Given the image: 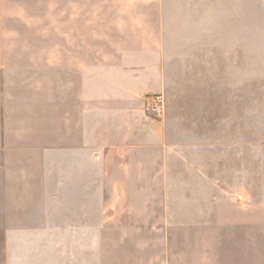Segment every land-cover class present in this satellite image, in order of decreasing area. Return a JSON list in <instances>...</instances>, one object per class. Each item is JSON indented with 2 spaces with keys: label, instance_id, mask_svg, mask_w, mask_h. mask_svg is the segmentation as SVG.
<instances>
[{
  "label": "rangeland",
  "instance_id": "1",
  "mask_svg": "<svg viewBox=\"0 0 264 264\" xmlns=\"http://www.w3.org/2000/svg\"><path fill=\"white\" fill-rule=\"evenodd\" d=\"M115 1L0 0V74L49 79L52 59L65 72L68 28L83 9L94 35L95 25L114 20V7L150 0ZM228 6L234 42L248 44L244 55L236 47V61L212 73L164 74L166 174H152L159 169L145 160L123 175L108 164L104 183L92 174L91 237L79 249L88 264H264V0ZM157 95L149 97L153 120ZM100 220L108 229L99 230ZM21 241L14 262L0 236V264H66L63 240L51 241L49 260Z\"/></svg>",
  "mask_w": 264,
  "mask_h": 264
},
{
  "label": "crops",
  "instance_id": "2",
  "mask_svg": "<svg viewBox=\"0 0 264 264\" xmlns=\"http://www.w3.org/2000/svg\"><path fill=\"white\" fill-rule=\"evenodd\" d=\"M228 2L134 1L114 7V20L95 25L94 35L83 9L68 28L65 72L52 59L49 79L0 74V236L14 262L21 240L48 260L51 241L63 240L66 264H88L79 249L91 237L92 174L104 183L108 164L123 175L144 160L158 167L152 174H166L164 119L148 115L149 97L163 93L164 74L212 73L236 61V47L244 55L248 44L234 42ZM2 30L0 6V73Z\"/></svg>",
  "mask_w": 264,
  "mask_h": 264
},
{
  "label": "built area",
  "instance_id": "3",
  "mask_svg": "<svg viewBox=\"0 0 264 264\" xmlns=\"http://www.w3.org/2000/svg\"><path fill=\"white\" fill-rule=\"evenodd\" d=\"M165 101L164 97L161 94H158L154 99L149 108L150 115L157 119L161 120L165 115Z\"/></svg>",
  "mask_w": 264,
  "mask_h": 264
}]
</instances>
